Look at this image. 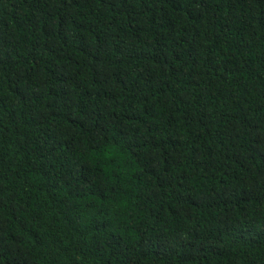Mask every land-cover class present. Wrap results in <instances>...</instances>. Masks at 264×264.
<instances>
[{
	"label": "trees",
	"instance_id": "1",
	"mask_svg": "<svg viewBox=\"0 0 264 264\" xmlns=\"http://www.w3.org/2000/svg\"><path fill=\"white\" fill-rule=\"evenodd\" d=\"M0 264H264V0H0Z\"/></svg>",
	"mask_w": 264,
	"mask_h": 264
}]
</instances>
